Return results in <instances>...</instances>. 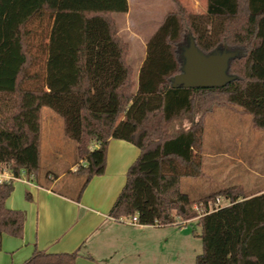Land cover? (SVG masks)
<instances>
[{
	"label": "trees",
	"instance_id": "trees-1",
	"mask_svg": "<svg viewBox=\"0 0 264 264\" xmlns=\"http://www.w3.org/2000/svg\"><path fill=\"white\" fill-rule=\"evenodd\" d=\"M170 1L175 9L147 39L135 82L129 44L113 17L127 11V0H0V168L37 174L40 109L47 106L85 161L74 170L83 175L76 197L104 171L108 139L127 140L139 153L110 216L159 225L176 215L196 218L201 251L194 264H264V191L247 196L228 186L191 200L179 190L181 177L201 174L204 115L213 106L235 105L264 129V0H204L200 11ZM188 34L204 53L236 50L227 68L235 77L221 86H171ZM37 61L41 72H30ZM12 187L0 182V237L23 230L24 210L4 205ZM219 195L229 203L209 209ZM76 254L34 249L21 264H74Z\"/></svg>",
	"mask_w": 264,
	"mask_h": 264
},
{
	"label": "crops",
	"instance_id": "crops-1",
	"mask_svg": "<svg viewBox=\"0 0 264 264\" xmlns=\"http://www.w3.org/2000/svg\"><path fill=\"white\" fill-rule=\"evenodd\" d=\"M127 1V11L113 13L114 19L122 16L132 21L129 16L130 1ZM163 14L157 22L152 23L146 36H142L146 26L144 23L140 30L129 29L131 35L123 38L129 44L126 59L132 66L135 82L145 58L146 41L157 28ZM116 24L121 35L117 21ZM132 42L140 44L139 50H134L133 55ZM122 117L121 113L118 120ZM189 122L186 119L183 125L187 126ZM91 144L97 146L96 140L92 139ZM200 151L201 156L205 154L202 149ZM138 153L139 148L133 143L110 137L106 146L104 171L92 175L78 197L81 184L69 190L54 187L56 182L63 179L64 173L53 180L41 181L36 175L20 172V177L12 181L13 187L4 205L24 210L23 230L20 236L1 234L0 264H21L34 249L48 252L76 251L74 264H179L182 247L187 250L191 242L199 238V226L195 218L182 220L176 216L173 223L159 225L130 222L127 221L130 216L114 218L108 214L125 182L126 170ZM14 181L21 183L16 189ZM179 190L191 200L208 194L192 198L180 188V181ZM192 223L190 228L188 224Z\"/></svg>",
	"mask_w": 264,
	"mask_h": 264
},
{
	"label": "rangeland",
	"instance_id": "rangeland-1",
	"mask_svg": "<svg viewBox=\"0 0 264 264\" xmlns=\"http://www.w3.org/2000/svg\"><path fill=\"white\" fill-rule=\"evenodd\" d=\"M129 1V16L132 17V21L123 19L122 16L115 17L122 38L131 35L129 29L140 30L144 23L146 26L142 36H146L153 22H157L164 12L175 9V5L170 0ZM180 1L191 10L200 11L204 8V0ZM35 39V35H31V40L34 42L32 51H35ZM129 39L131 40L130 37ZM139 48V43L132 42V55L134 50ZM39 66L37 61L31 65L29 71L41 72ZM36 82L30 79L26 84L34 86ZM204 117L200 150L202 149L205 154L201 156V174L182 177L180 188L187 191L192 198L228 186L235 187V190L247 196L264 191V129L254 127L251 115L235 105H215ZM182 122L184 124L186 119ZM38 151L39 170L36 174L38 179L53 180L64 173L63 179L56 182L54 187L69 190L76 189L82 183L83 175L74 170L79 165L85 164V161L79 157L74 140L64 133L61 117L47 106H42L40 109ZM20 184L18 181L13 182L15 189ZM227 201L226 196L219 195L220 205H225ZM175 212L174 209L171 210V213L175 214ZM188 225L191 228L193 223ZM199 251H201V241L196 238L187 250L182 247L179 264H194V255Z\"/></svg>",
	"mask_w": 264,
	"mask_h": 264
},
{
	"label": "water",
	"instance_id": "water-1",
	"mask_svg": "<svg viewBox=\"0 0 264 264\" xmlns=\"http://www.w3.org/2000/svg\"><path fill=\"white\" fill-rule=\"evenodd\" d=\"M236 50L225 46L215 47L208 53L202 52L188 34L181 47L182 64L180 71L170 78V85L183 87L221 86L235 76L227 72L229 60L237 55ZM182 209L183 206L181 205Z\"/></svg>",
	"mask_w": 264,
	"mask_h": 264
},
{
	"label": "built area",
	"instance_id": "built-area-1",
	"mask_svg": "<svg viewBox=\"0 0 264 264\" xmlns=\"http://www.w3.org/2000/svg\"><path fill=\"white\" fill-rule=\"evenodd\" d=\"M22 172L23 171H21V173ZM19 177H20V174H19V176H14L12 171L6 166H2L0 168V182H10V181H13V180H15V179H17ZM192 206H193L194 209L199 210V207H198L197 203H193ZM218 206H220V204H219V196H216L215 199H214V202L208 204V208L209 209H213V208H216ZM200 210L202 211L203 208H201ZM127 221L136 222L137 221V216L136 215H132L130 217H127Z\"/></svg>",
	"mask_w": 264,
	"mask_h": 264
}]
</instances>
